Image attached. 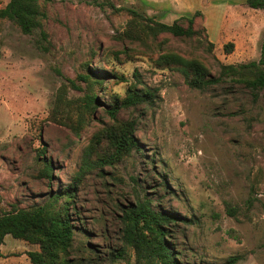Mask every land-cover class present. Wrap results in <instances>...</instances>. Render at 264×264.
Returning <instances> with one entry per match:
<instances>
[{"label": "rangeland", "instance_id": "1", "mask_svg": "<svg viewBox=\"0 0 264 264\" xmlns=\"http://www.w3.org/2000/svg\"><path fill=\"white\" fill-rule=\"evenodd\" d=\"M166 1L37 0L45 18L30 34L0 18V212L68 189L69 264H156L123 238L124 210L148 200L176 216L167 239L181 263L221 264L240 254L236 264H264V88L252 92L230 77L192 88L160 60L194 59L214 77L223 65L258 60L264 10L245 0ZM110 3L166 23L200 10L199 33L152 36L148 22ZM88 70L101 83L82 81ZM130 84L154 90L153 100L111 117L107 102ZM86 92L96 107L85 106ZM131 120L137 147L109 158V135ZM250 193L256 199L248 205ZM39 250L8 234L0 264H32L27 252Z\"/></svg>", "mask_w": 264, "mask_h": 264}, {"label": "trees", "instance_id": "2", "mask_svg": "<svg viewBox=\"0 0 264 264\" xmlns=\"http://www.w3.org/2000/svg\"><path fill=\"white\" fill-rule=\"evenodd\" d=\"M248 7L264 10V0H245ZM115 11H126L134 17L148 22L152 29V36L160 33H169L177 37H193L199 33L193 24L195 17L201 14L200 10L194 11L191 16H180L171 23L155 20L152 16H146L137 9L125 6H115L110 3ZM0 18H7L15 23L21 32L30 34L35 29L41 28L45 12L39 6L37 0H8L0 9ZM186 20L187 25L180 23ZM42 37L46 34L40 30ZM232 42L225 44L224 48L230 50ZM166 65H176L186 76L187 84L196 89H204L212 84L220 82L224 77L242 83L252 92L264 88V35L261 42L260 56L258 60H251L238 65H223L219 76L209 74L206 67L194 59H184L173 53H165L160 57ZM82 81L101 83L102 78L93 71L88 70L79 75ZM225 79V78H224ZM74 88H79L74 80H68ZM138 83H141L140 81ZM155 96L154 90L148 87H139L130 84L124 97L115 96L107 102L108 114L115 117L120 108L135 106L141 103H150ZM86 107H96L98 100L93 93L86 92L84 96ZM113 145V154L109 158L121 157L138 143L134 137V122H122L118 129L109 135ZM43 171L49 176L51 171L50 160L43 159ZM264 193V192H263ZM65 200L59 202L60 197ZM72 192L64 189L62 192L51 193L48 199L41 204L28 208L13 207L9 211L0 212V246L6 235L22 239L40 246L39 251H28L27 256L32 264H69L65 258L73 239V226L69 220V201ZM255 196L249 194L246 203L251 205ZM264 206V203H263ZM235 208H228L229 215H235ZM176 216L164 211L155 210L148 200H138L135 205L123 212V238L133 248L140 258L151 260L156 264H184L181 263L173 252V247L168 241L169 226L175 222ZM242 256L235 254L229 256L221 264H236Z\"/></svg>", "mask_w": 264, "mask_h": 264}, {"label": "crops", "instance_id": "3", "mask_svg": "<svg viewBox=\"0 0 264 264\" xmlns=\"http://www.w3.org/2000/svg\"><path fill=\"white\" fill-rule=\"evenodd\" d=\"M150 1V0H149ZM153 1H155L157 4H159V3H161V0H153ZM166 1V0H165ZM167 3L169 2V1H166ZM148 3H153V2H148ZM165 3V2H164ZM173 3H174V1H173Z\"/></svg>", "mask_w": 264, "mask_h": 264}]
</instances>
